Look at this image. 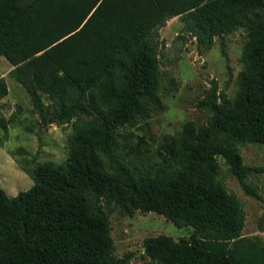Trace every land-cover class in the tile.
<instances>
[{
    "label": "trees",
    "instance_id": "16d2710c",
    "mask_svg": "<svg viewBox=\"0 0 264 264\" xmlns=\"http://www.w3.org/2000/svg\"><path fill=\"white\" fill-rule=\"evenodd\" d=\"M176 17V40L195 39L200 53L244 29V68L233 97L213 79L196 104L207 122L185 123L155 174L137 173L129 156L145 139L124 146L117 132L166 108L161 29ZM0 56L43 126H72L66 161L39 164L18 196L0 184V264H131L135 253L115 254L114 212H156L194 228L180 240L147 237L150 264H264V238L244 235L245 207L220 179L223 159L246 194L264 201L248 181L264 167L246 164L239 149L264 144V0H0ZM8 89L0 73V102Z\"/></svg>",
    "mask_w": 264,
    "mask_h": 264
},
{
    "label": "rangeland",
    "instance_id": "374dc122",
    "mask_svg": "<svg viewBox=\"0 0 264 264\" xmlns=\"http://www.w3.org/2000/svg\"><path fill=\"white\" fill-rule=\"evenodd\" d=\"M181 27V18L176 17L161 29L166 44L161 62V93L166 108L151 107L117 132V140L124 146L137 145L141 138L145 139L142 150L129 156L139 167L137 173L155 174L160 166L159 153L167 150L173 135L184 133L185 123L207 122V112L199 110L196 104L213 79L224 93L233 97L237 74L244 68L243 51L249 45L244 29L216 36L214 46L200 53L195 39L176 40ZM12 69L8 59L0 56V73L9 88L8 95L0 102V120L10 121L7 129L0 123V184L9 196L15 197L34 185L30 173L39 164L47 161L61 164L67 160L72 126H43L25 87L10 75ZM183 142L185 148L193 143L189 136H184ZM239 149L246 164L264 167V144L247 142ZM220 163V179L245 207L244 235L264 238V201L246 194L225 161L220 159ZM248 181L258 187L264 199V173L249 176ZM110 216L115 254L123 257L135 253L131 264H150L143 248L147 237L164 234L180 240L194 232L192 226L180 228L156 212H137L134 216L114 212Z\"/></svg>",
    "mask_w": 264,
    "mask_h": 264
}]
</instances>
